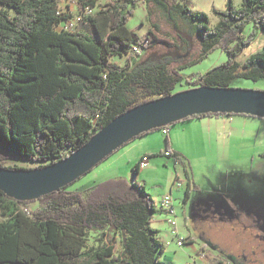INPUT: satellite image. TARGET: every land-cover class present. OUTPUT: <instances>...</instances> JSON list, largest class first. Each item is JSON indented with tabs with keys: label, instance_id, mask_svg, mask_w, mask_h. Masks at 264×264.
<instances>
[{
	"label": "trees",
	"instance_id": "obj_1",
	"mask_svg": "<svg viewBox=\"0 0 264 264\" xmlns=\"http://www.w3.org/2000/svg\"><path fill=\"white\" fill-rule=\"evenodd\" d=\"M139 1L164 13L174 28L172 14H179L198 40L196 56L177 65H132L133 46L173 44L126 27ZM98 2L77 0L79 10L92 11L65 29L61 23L74 15L58 0H0V166L33 162L42 167L61 160L117 115L174 93L184 80L179 70L216 49L226 53V61L189 80L188 88L230 87L235 78L264 76V42L238 60L264 33V0H241L239 6L226 0L224 9L214 10L213 26L206 13L191 11L184 0H106L94 12ZM113 56H124L125 64ZM164 139L171 151L167 134ZM171 156L184 163L181 153ZM138 169L137 163L132 172ZM66 186L42 195L27 211L22 205L29 201L0 190V264H161L165 246L151 222L164 211L144 182L118 176L76 189ZM90 231H96V245H87ZM112 234L119 236V251Z\"/></svg>",
	"mask_w": 264,
	"mask_h": 264
},
{
	"label": "rangeland",
	"instance_id": "obj_2",
	"mask_svg": "<svg viewBox=\"0 0 264 264\" xmlns=\"http://www.w3.org/2000/svg\"><path fill=\"white\" fill-rule=\"evenodd\" d=\"M239 1L240 0H233L234 5L239 6ZM105 2L106 0H99L98 6L94 8V12L97 11L99 7H102ZM225 2L226 0H184V3L191 11L206 13L210 20V26L215 25L218 20L217 16L214 14V10L224 9ZM70 5L75 8L73 15H76L80 9V5L74 6L72 3H70ZM61 8L64 10L63 7ZM8 11L10 14H13L12 10L9 9ZM173 18L178 24L177 28H174L173 22L169 20L164 13L154 6L151 7L149 2L139 1L134 5L133 13L126 22V27L128 29H131L141 37L148 35L152 39L155 36L158 38V41H171L173 39L172 41H176L177 44L182 42L183 48L167 49L166 47L168 46L162 43L154 44L147 50L139 48L138 52H132L130 54L132 55V58L130 59L132 65L137 62L162 61L163 54L168 51H175L179 54L184 53L186 50V44L183 40L190 43L188 53L182 59L174 61L171 64L177 65L179 63H184L190 58L196 56L199 50L196 36L193 35L189 25L179 14H172V19ZM157 26L159 27V30ZM249 28L250 26H248L245 31L247 32ZM263 42L264 33H260L256 42L247 47L238 57V60L242 62L251 52L260 49ZM226 59V53L220 49H216L198 62L186 65L179 70V73L184 76V80L181 84L176 85L174 92L188 89L191 85L188 83L189 80L192 81V79L199 74L205 73L211 67L221 64L226 61ZM111 60L121 65L126 62L124 56H113L111 57ZM230 87L264 90V76L255 80L248 78H235L231 82ZM150 134L151 136L145 140L151 141V145L145 140H139L141 139L137 138L139 136L134 137L114 150L111 154L93 166L88 172L69 183L66 187L68 189L81 188L92 182L118 176L130 180L135 176L132 172V167L135 166V163H133V157L136 153L142 151L146 147H153V145H161L162 148L165 146V134L161 129L152 130ZM211 158L212 157L204 158L202 156L194 155L183 157V161L185 160V162L189 164V166H187L188 176L191 178L193 176L192 180L199 182V184L202 185V188H208L209 186L207 178H211V174L207 173L209 172L208 167L217 166L215 161ZM169 159L170 161H173L172 158ZM153 161L155 162L154 166L147 167L143 170V173L148 177V186L146 189L149 193L151 192L153 194L157 201V197L162 194L160 193V190H167V186L170 184L174 172L170 165L162 166V159L159 158V156H154ZM177 163L180 167L177 173L178 180L182 183L181 186L182 189H184L188 181L187 175L185 176L182 169L184 163ZM7 165L10 167H22L27 169L36 167L38 163L9 162ZM222 165L224 164L219 166ZM229 166H233L236 169L238 166L243 165L237 164ZM244 166L248 168V165ZM139 182H142V180H139ZM232 183V192L237 195L238 198L243 197L244 199V206L241 208H230L224 212L212 210L208 207L206 209L197 210L192 204V199L185 205L183 212L182 205L178 204L177 200L174 201L173 198L172 202L177 215L178 229L183 236H186L187 234L192 236L194 246H202L201 248H203L208 254L215 255L217 260L222 263H225L227 258H229L243 259L244 264H264V171L257 175L255 172L250 173V170H248L245 177L239 175L232 181ZM173 186L176 187V183ZM36 205L37 200H33L29 201L27 204H23L22 207L27 211L28 209L36 207ZM157 215L158 211L154 214V219ZM182 222L184 226L182 225ZM175 228L178 231L177 227ZM171 229L172 228L170 227L171 237H173ZM112 236L116 241V251H119L121 249L119 236L117 234H112ZM96 237V231H90L87 238V245H96ZM187 245L188 243L185 242L182 247H179L175 243H172L170 247L163 250L160 258L161 264H171V262L168 261L170 260L169 253L176 251L179 255L180 250L186 248ZM164 254L165 256H163Z\"/></svg>",
	"mask_w": 264,
	"mask_h": 264
},
{
	"label": "crops",
	"instance_id": "obj_3",
	"mask_svg": "<svg viewBox=\"0 0 264 264\" xmlns=\"http://www.w3.org/2000/svg\"><path fill=\"white\" fill-rule=\"evenodd\" d=\"M239 3L241 4V0ZM69 9L73 14L75 8L70 6ZM150 133L151 132L140 135L137 138H141L139 140H145L151 136ZM166 134L168 136L169 149L171 152L177 151L184 157H190L192 155L202 156L204 158L212 157L211 159L215 161L217 166L208 167L209 172L207 173L211 174V178H207L209 186L208 188H202L199 182L192 180L193 176L192 178L188 176L187 166H189V164L184 160L185 163L183 164L184 166L182 165V169L185 176L187 175L188 181L185 188L182 189V186H173L175 181L178 180L177 173L180 167L174 160L170 161L169 158L173 159L172 156H164L162 154L166 148V144L164 148H162L161 145H153V147H146L142 151H139L133 157V163H135V165L142 155L157 154L156 156L162 159V166L170 165L174 172V176L170 184H168L167 190H160L162 194L157 197V201L150 192L157 206H159L160 198H162L161 196L166 193H170L174 201L177 200L178 204L182 205L183 212L185 205L192 199V204L197 210L206 209L208 207L212 210L224 212L230 208L237 209L244 206L243 197L238 198L231 190L233 188L232 181L239 175L245 177L248 170H250V173L255 172L257 175L264 171V118L233 113L191 116L169 125ZM145 141H147L148 144L151 143V141ZM153 159L154 156H149L147 164L144 167H139L138 173L130 180H142L147 188L148 177L143 173V170L147 167L154 166L155 162ZM221 164L224 165L219 166ZM237 164L243 166H238L236 169L233 166H229ZM244 165H248V168ZM186 190H188L189 193L188 197L185 199ZM151 226L157 229L158 237L162 243L170 239V226L165 222L164 215L161 211L158 212L155 219L153 218ZM179 234L184 238V243L187 242L188 245L186 248L180 250L179 255L176 251L173 252L174 254L172 252L169 253L170 260H166L170 261L171 264H184L192 257L198 248L202 247L193 245L194 240H192L190 234L183 236L180 231ZM165 254L163 256H165Z\"/></svg>",
	"mask_w": 264,
	"mask_h": 264
},
{
	"label": "water",
	"instance_id": "obj_4",
	"mask_svg": "<svg viewBox=\"0 0 264 264\" xmlns=\"http://www.w3.org/2000/svg\"><path fill=\"white\" fill-rule=\"evenodd\" d=\"M208 113L264 118V90L202 85L138 104L114 117L61 160L30 169L0 166V190L17 201L37 200L59 191L141 133Z\"/></svg>",
	"mask_w": 264,
	"mask_h": 264
},
{
	"label": "built area",
	"instance_id": "obj_5",
	"mask_svg": "<svg viewBox=\"0 0 264 264\" xmlns=\"http://www.w3.org/2000/svg\"><path fill=\"white\" fill-rule=\"evenodd\" d=\"M59 1V7H63L64 10L66 11L68 10V7H70V3L74 4V6H77V0H58ZM92 10L88 7H86L84 10L81 9L77 12L76 15H74L73 18L67 20V21H63L61 23V26L63 28H71L74 27L82 18V15L84 13H90ZM138 47L137 46H133L129 52L128 55H130L132 52H138ZM161 131L166 134L167 133V128L164 126L161 128ZM162 154L164 156H171L172 152L165 149ZM150 155L144 154L140 157L139 161H138V166L139 167H144L147 164L148 158ZM179 180H176V186L180 187L181 186V182ZM173 198L172 195L169 194H165L161 200L159 201V205L160 207L163 209L164 211V218L165 221L168 223V225L172 228V235L173 237H171V239H168L167 241L164 242V246L168 247L170 246L172 243H175L177 246L182 247L183 243H184V238L178 233V231L176 230L175 227H177V216H176V211L173 205ZM216 261L217 260L216 256H212L209 255L203 248L198 249L193 255L192 257L189 258L188 261H186L184 264H224V263H218Z\"/></svg>",
	"mask_w": 264,
	"mask_h": 264
},
{
	"label": "flooded vegetation",
	"instance_id": "obj_6",
	"mask_svg": "<svg viewBox=\"0 0 264 264\" xmlns=\"http://www.w3.org/2000/svg\"><path fill=\"white\" fill-rule=\"evenodd\" d=\"M185 41V42H184ZM183 42L186 44L185 45V52L188 53V47L190 46L189 42L186 41V40H183ZM167 49H178V48H183V45H182V42L181 43H178L176 41H173V44L166 47ZM184 53H176L175 51H168V52H165L162 56V61H156V62H153V61H149V62H144V63H160V62H166V61H169L170 63H173L174 61H177V60H180L182 59L184 56ZM224 264H244V261L243 259H229L227 258L226 262Z\"/></svg>",
	"mask_w": 264,
	"mask_h": 264
}]
</instances>
